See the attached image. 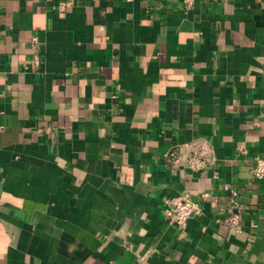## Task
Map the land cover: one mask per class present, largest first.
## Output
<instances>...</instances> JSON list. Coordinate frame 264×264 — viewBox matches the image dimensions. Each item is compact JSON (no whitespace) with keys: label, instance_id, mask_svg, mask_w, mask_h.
<instances>
[{"label":"crops","instance_id":"crops-1","mask_svg":"<svg viewBox=\"0 0 264 264\" xmlns=\"http://www.w3.org/2000/svg\"><path fill=\"white\" fill-rule=\"evenodd\" d=\"M263 102L264 0H0V264H264Z\"/></svg>","mask_w":264,"mask_h":264},{"label":"built area","instance_id":"built-area-1","mask_svg":"<svg viewBox=\"0 0 264 264\" xmlns=\"http://www.w3.org/2000/svg\"><path fill=\"white\" fill-rule=\"evenodd\" d=\"M259 117L264 120V102L259 106ZM238 150L241 153L245 152L244 146H238ZM165 160L173 167L186 169L192 173H205L213 167L216 158L213 148L207 140L194 139L185 143L173 144L165 153ZM248 172L250 177L255 180L264 179V155L253 158L248 166ZM201 195L207 194L202 193ZM200 212L199 205L191 199L187 191L167 199L163 209L165 219L180 230L186 227L188 218L200 214ZM240 212L241 206L237 201L232 200L230 206L225 210V216L218 218L216 222L238 230Z\"/></svg>","mask_w":264,"mask_h":264}]
</instances>
